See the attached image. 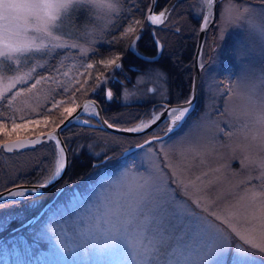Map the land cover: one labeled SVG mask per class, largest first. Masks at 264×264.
<instances>
[{"label":"rangeland","instance_id":"obj_1","mask_svg":"<svg viewBox=\"0 0 264 264\" xmlns=\"http://www.w3.org/2000/svg\"><path fill=\"white\" fill-rule=\"evenodd\" d=\"M181 1L178 6L173 7L175 3L172 6L171 22L166 21L159 27L147 23L140 29L141 36L147 35L151 41L158 39L166 45L161 59L170 58L169 64H161L162 68L156 64L147 65L140 71H134L132 85L125 84L120 88L122 95L116 94L118 101L106 104L109 100L105 98L100 108L103 113L112 116L107 120L116 128L138 126L142 120L147 122L154 107L145 108L142 116H135V119L131 115L134 108L161 101L160 95L154 96L146 89L153 88L165 93L167 102L172 106L182 103L191 97L195 66L199 73L194 102L183 124L153 144L149 153L136 149L129 157H123L122 152L146 138L162 136L164 121L149 128L147 134L141 132L134 135L104 132L92 129L93 126L72 128L83 124L78 120L88 118L96 121L95 117H88L87 113L92 108L89 103L86 104L89 109L85 112L83 108L84 112L69 129L77 135L70 143L72 146L68 153L71 158L79 157V163L84 162L87 167L72 174L65 171L51 186V191L56 195L63 188L76 184L93 169L104 167V170L90 177L80 187L82 190L72 196L65 194L59 198L63 190L58 193L52 201L59 198V203L48 208L38 224L27 231L19 228L18 231L23 230L24 238H16L10 243L0 242V264H123L124 258L113 252L82 248L81 233L103 224L107 214L124 196L120 182L134 183L138 169L143 172L139 162L144 160V167H148L149 158L160 170V175L168 180L169 190L177 201L183 202L194 214L207 217L229 236L231 247L223 255L222 264H264V253L246 246L231 232L230 229L236 224L221 223L224 219L222 210L235 206L236 223L240 230L256 235L262 230L254 209L247 202L240 201L239 197L246 189L260 191V161L264 160V140L261 139L264 129L254 119L262 101L259 93L253 94L250 86L251 83L259 85L260 79L264 78V36L259 31L264 26V0H215L214 18L211 12L205 10L211 19L203 30L200 54L195 62V48L188 55L185 48L188 42L195 41L196 44L204 9L200 0ZM148 7L149 0H119L117 11L98 20L93 19L87 9L77 7L70 10L54 31L62 44L76 42L83 45L87 49L86 56L80 57L79 48H58L46 55L44 52L26 53L28 59L22 56L17 62L0 61V75L22 77L29 82L28 87L40 75H57L69 90H77L72 95H56L61 92L58 85L53 87L50 81H41L31 93L24 92L0 116V143L50 132L60 120L70 116L64 112V108L77 110L84 100L96 98L94 87L102 95L112 70L104 69V77L109 71L110 76L106 77V83H100L95 80L99 67L94 71L89 70L93 71V75L85 76L82 75L85 68L80 65L85 61L99 65L100 60L119 54L127 58L135 56V51L129 50L130 40L123 38V33L129 23L146 19ZM80 10H84L81 13L83 21L74 26V18ZM33 29L31 20L26 24L18 20H0V45L5 42L21 45L29 43L36 36ZM141 42L147 43V40L142 37ZM20 62L26 65L22 70L7 71L9 67L19 68ZM33 67L36 72L32 71ZM153 68L161 69L165 77L161 79L156 76L151 71ZM170 68L171 77L168 78ZM56 69L68 71L69 76L60 75ZM83 80L87 83H80ZM17 87L22 89L20 85ZM50 88L53 89L51 92ZM53 96L55 101H52ZM53 103H57L58 107H53ZM30 117L40 123H28L26 128L13 130L14 121L26 123ZM95 123L100 127V123ZM51 144L55 147L54 143ZM40 147L42 145L38 144L32 149L13 153H5L0 149V189L47 183L55 176L54 167H47L50 157L45 152L36 151ZM116 161L117 168H108ZM91 162L97 164L91 165ZM106 168L109 170L106 171ZM38 196L0 209V241L9 236L4 233L7 230L5 227L37 214L42 200ZM216 216L220 219H216ZM46 226L60 234V244L40 238V232ZM172 233L175 242V236L181 233L190 235V226L182 219H174ZM48 234L51 235V232ZM237 247L244 248L245 253H237Z\"/></svg>","mask_w":264,"mask_h":264},{"label":"snow or ice","instance_id":"obj_2","mask_svg":"<svg viewBox=\"0 0 264 264\" xmlns=\"http://www.w3.org/2000/svg\"><path fill=\"white\" fill-rule=\"evenodd\" d=\"M200 2L202 8L210 12L213 0H200ZM118 5L119 0H112L108 7L112 11H117ZM77 7H79L78 4L69 3L68 0H0V20H18L25 24L31 20L34 25L33 31L36 34L35 38L26 44L5 42L0 45V61L17 62L20 61L22 56L28 59L25 56L26 53L44 52L46 55L58 48H79L80 57L86 56L87 49L83 45L76 42L62 44L59 42L60 37L54 31L61 18ZM153 13L154 6L149 10L145 20H135L129 23L124 30L123 38L130 40L129 50H136V41L140 36V29L144 25L149 22L152 25L163 24L167 20L168 10L161 11L159 14ZM210 19V15L205 14L203 16L204 25H207ZM259 31L264 36V26ZM120 61V55H115L107 60H100L99 65L85 61L80 65V67L85 68L82 75H93V71L99 67V74L95 75V80L106 83L107 78L104 77V69H120ZM25 66L23 62H20L19 68L9 67L7 71L17 72ZM32 71L36 72L37 70L33 67ZM56 71L64 77L69 76L68 71L62 69H56ZM151 71L161 79L166 75L159 68H153ZM72 79H75V77H72ZM41 81H50L53 87L58 85L61 92H57L56 95H72L77 91L76 89L69 90L57 75H49L48 77L40 75V78L32 83L31 87H28L29 82L22 77L9 78L0 75V89H6V91H0V116H2L5 108L13 106V102L17 97L23 95L24 92L31 93ZM80 83L86 84L87 81L83 80ZM18 85L22 86V89L18 88ZM250 86L253 94L258 92L262 101L254 119L264 129V78L260 79L259 85L251 83ZM52 90V88L49 89L50 92ZM95 90L94 87L93 91ZM146 92L153 93L154 96L158 94L161 97L160 107L153 106L154 111L147 117V122L142 120L135 127L116 128L114 124L104 120V125L108 128H114L118 132H143L147 134L149 128L158 125L163 120L164 132L167 135L183 124L194 102L193 98L190 97L184 102L172 106L167 102L165 93L153 88L146 89ZM104 95L109 101L114 98L111 90L104 93ZM52 101H55V96L52 97ZM89 105L92 111L87 113L88 117H95L96 122H98L100 112L95 101H89ZM89 105L84 106L85 111H87ZM53 107H58V104L53 103ZM74 111L75 108H64V112L68 115H71ZM21 119H24L23 116H21ZM64 119H67V117ZM64 119L56 124V128L64 123ZM78 122L89 127L93 126V121L88 118L78 120ZM13 123V130L15 131L17 128H26L28 123L39 124L40 121L30 117L26 123H16L15 121ZM58 135L53 129V133L48 134L43 141L17 140L12 143H5L0 147L3 151L11 153L14 150L19 151L24 148L35 147L37 144L42 145L36 151L45 152L50 157L47 167H54L53 175L59 177L66 167V148L57 139ZM261 139L264 140V133H262ZM52 140H56L55 147L49 144V141ZM161 140L160 135H153L151 139L144 140L137 147L147 154L152 151L153 144ZM144 163V160L139 162V168H143V172L138 169L134 183L120 182L121 188L124 189V196L115 208L107 214L103 224L93 230H85L81 233L80 246L86 250L113 252L124 258L123 264H222L223 255L231 247L229 236L209 221L207 217L194 214L184 206L183 202L177 201L169 190L168 180L160 175V170L153 165L150 158L148 159V167H144ZM260 168L261 175L258 177L260 191L246 189L239 200L247 202L254 209V215H258L261 221V232L256 235L249 231L240 230L238 223H236L237 212L234 210L235 206H229L222 210L224 219L221 220V223L236 224L235 227L230 229L231 232L238 236L246 246L264 253V160L260 161ZM46 186L45 183H38L30 190L24 189L22 185L2 188L0 189V209L6 205L18 204L29 191H37ZM209 214L212 215L211 212ZM174 219H182L190 226V235L189 233H181L175 236V242L172 233ZM216 219H220V217L216 216ZM49 232H51V235L48 234ZM40 238L53 241L56 244L61 243L60 234L54 228L47 226L40 232ZM236 252L243 255L245 249L237 247Z\"/></svg>","mask_w":264,"mask_h":264},{"label":"flooded vegetation","instance_id":"obj_3","mask_svg":"<svg viewBox=\"0 0 264 264\" xmlns=\"http://www.w3.org/2000/svg\"><path fill=\"white\" fill-rule=\"evenodd\" d=\"M162 3H163V0H161L159 2V4H157L154 7V13L153 14H157L163 8V6L165 4H162ZM173 11H174V8L172 7L171 10L168 12V17H167L166 21H170L171 22V15L173 14ZM144 46H148V44L144 43V44H142L140 46L136 45L135 56H131V57H128V58L127 57H121V61H120L121 68L120 69H111L112 70V75H111V79L112 80H110V78H109L108 82L105 84V86L102 89V95H101L100 90H96L97 93L96 92L95 93L97 94L96 98L98 99V101H95V103H96V105L98 106V108L100 110V113L102 115L103 120H107L109 118L108 115L102 114L103 112L101 111V108L98 105L99 103L101 105H104L102 103L103 101H105V98H106L104 96V93H106L107 91L111 90L113 92V94H114V98L112 100H110L109 102L106 101V104H110L113 101L117 102L118 99H117L116 96L117 95L121 96L122 93H123V92L120 93V88L125 86V84L127 86L132 85L131 76H133L132 74H134V71H140L139 70V66H141L140 63H143V67H145L147 65H154V64L158 63L161 60V57L156 62H148L147 60H144L145 58L152 59V58L156 57V55L158 53L156 51V54L154 55L153 51H151L149 55H146L145 53H147V52L143 48H141V47H144ZM194 48H195V41L194 42H188L187 43V47L185 48V53L187 55H188V53H192L194 51ZM167 64H169V60H167ZM114 72H115V74H114ZM108 73H109L108 76H110V71ZM108 76H106V77H108ZM117 93H119V94H117ZM101 96H103V97L101 98ZM106 100H107V98H106ZM90 101H94V100H90ZM154 105L156 107H159V105H161V101H154V102L146 103L144 105V107L141 106L140 108H137V109L135 107L134 110H133L134 113H131L132 118L135 119V116H137V118L141 117L142 116V112H143V110L145 108L150 107V106H154ZM93 121H94V124H93V128L92 129L100 130L99 127H98V124L95 123L96 121L95 120H93ZM86 126L84 124H77V125H75V127H72V128H78V127L79 128H83V127L90 128L89 126H87V127ZM85 128H83V129H85ZM151 130H150V132H151ZM71 133H72V138H71L70 143H72L74 141V138L77 135L75 132H71ZM70 147H71V145L68 146L67 148L69 149ZM67 157H68V164H67V167H68L69 162H71V155H69L68 152H67ZM100 162L98 161V163H100ZM94 164H97V162H91V165H94ZM66 170H67V168H66ZM62 190H64V188ZM62 190L58 191V193H60ZM58 193L56 195H58ZM56 195H54L52 193L51 188L48 191H45L44 193H41L38 196L40 198L42 197V200H41L40 209L38 210L37 214L35 216H33V217H31V216L27 217L25 220L21 221L18 224H14V225H10L8 227H5L7 230L6 231L4 230L5 231L4 233L5 234L8 233L9 234V236H8L9 238H24L25 234H24L23 230L27 231V229L29 230L32 226H34L36 224L38 218L41 217L43 215V213H45V211L48 210V208L52 207L51 206L52 202H53L52 200L56 197ZM36 196L37 195H34L33 193H28L25 198L28 199L29 197H36ZM19 228H24V229L23 230L20 229L21 231H18Z\"/></svg>","mask_w":264,"mask_h":264},{"label":"water","instance_id":"obj_4","mask_svg":"<svg viewBox=\"0 0 264 264\" xmlns=\"http://www.w3.org/2000/svg\"><path fill=\"white\" fill-rule=\"evenodd\" d=\"M155 1L156 0H149V7H148V10L146 12V16L145 18L148 16L149 14V10L154 6L155 4ZM177 0H169L165 6L157 13L159 14L161 11H165V10H168L170 9V7L173 6V4L176 2ZM214 8H215V0H213V5H212V8L210 10L211 12V17L214 18ZM207 12L205 10H203V16L206 14ZM203 16H202V21H201V24L199 26V31H198V34H197V40H196V44H195V53H194V62L197 60V58L199 57V54H200V48H201V44H202V41H203V30L205 28L206 25H204L203 23ZM148 25L152 26V27H159L161 24H158V25H152L150 22L148 23ZM198 67H195L194 66V71H193V78H192V87H191V98H193V95H194V90H195V85H196V82H197V78H198ZM89 101H83L82 104L79 106V108L77 110H75V112H73L70 116L67 117V119H64V123L60 125L59 128H54L55 129V132L59 134V131L64 128L65 126H67L68 124L70 123H73L75 118L81 113V110L84 108V106L86 104H88ZM98 123H100V128L108 131V132H111V133H114V134H120V135H134V134H141V133H126V132H118L116 131L114 128H108L106 125H104L103 121L99 118V121ZM53 133V130H51L50 132H46L42 135H37V136H34L32 138H17V139H13V140H9V141H6V142H2L0 143V146L4 145L5 143H12L14 141H37V140H40V141H43L46 139L47 135L48 134H52ZM165 136V132L162 134L161 137H164ZM57 139L61 142L60 140V136L58 135ZM151 139V138H149ZM52 142L54 144H56V140H52ZM144 142V141H143ZM142 142V143H143ZM140 143V144H142ZM38 145V144H37ZM36 146V145H35ZM138 145L136 146H133L131 147L130 149H127L126 151L122 152L121 156H125L126 154L136 150V149H139L137 147ZM34 147H29V148H24V149H21L19 151H22V150H26V149H32ZM0 149H2V147H0ZM3 151V149H2ZM16 151V150H14ZM5 152V151H3ZM17 152V151H16ZM5 153H9V152H5ZM66 156V166H67V153L65 154ZM65 170H66V167H65ZM65 170L61 173V175L59 177L57 176H53L51 178V180H49V182L45 183L47 186L43 189H39L37 191H29L28 193H33L34 195H40L41 193H44L48 188H50L53 184H55L63 175V173L65 172ZM24 187V189L26 190H30L33 188L34 185H22ZM14 187V186H13ZM12 188V187H11Z\"/></svg>","mask_w":264,"mask_h":264},{"label":"trees","instance_id":"obj_5","mask_svg":"<svg viewBox=\"0 0 264 264\" xmlns=\"http://www.w3.org/2000/svg\"><path fill=\"white\" fill-rule=\"evenodd\" d=\"M158 2H157V4H159V2L161 1V0H157ZM165 1H167V0H163V3L162 4H165L166 2ZM184 1V0H183ZM182 1L181 0H177L176 2H175V4H174V6L173 7H175V6H178V4H180ZM156 4V5H157ZM84 12V10H80L78 13H77V15H76V17L74 18V21H73V25L74 26H76V25H80L81 23H82V14L81 13H83ZM139 15H141L140 13H139ZM142 37H143V39L144 40H147V44H148V46H144V47H141V48H143L147 53H145L146 55H149L150 54V52L151 51H153V54L155 55L156 54V51H157V47H156V42L161 46V48H162V52L163 51H166V45H164V43L162 42V41H160V40H156L155 39V42H153V41H151L150 40V38H148V36L147 35H145V36H139V38L137 39V41H136V45L138 46H140V45H142V44H144V43H142L141 42V40H142ZM162 52H161V54H162ZM129 54H130V52H128ZM121 57H125V56H123V55H121V54H119ZM161 57V56H160ZM167 60H171L170 58H168V59H164L163 61H162V59L158 62V63H156V65H160V68H162L161 67V64H164V63H166L167 64ZM141 64H143V63H140V65ZM48 66V65H47ZM138 68V67H137ZM144 67H143V65H141V66H139V70H141V69H143ZM108 74L109 73H107L106 74V76H108ZM114 74H115V72H114ZM168 77H171V68L169 69V72H168ZM110 80H112L111 78H110ZM97 93V91H94V93ZM95 93V94H96ZM96 96H97V94H96ZM87 100H94V101H98V99L97 98H92V99H87ZM84 101H86V100H84ZM99 105V107H100V103L98 104ZM101 111H102V109H101ZM102 114H104L105 115V113H102ZM107 115V114H106ZM108 117H112V116H108ZM59 122V121H58ZM73 125H68V128L67 129H64V130H61V133H60V135H61V138H62V141H63V143H64V145H65V147H66V149H67V152H69L70 153V150L67 148L68 146H69V144H70V141H71V138H72V133H71V131L69 130L71 127H72ZM54 127V126H53ZM56 127V126H55ZM54 127V128H55ZM67 127V126H66ZM53 130V129H52ZM52 142H49V144H51ZM52 145V144H51ZM72 146V145H71ZM68 153V154H69ZM79 157L76 159V158H71V162H69V165H68V167H67V170H66V172L68 173V174H72V173H77L78 171H80V169L81 168H83V167H87L86 166V164L84 163V162H81L82 164L80 165V163H79ZM101 161H102V159H101ZM116 164H113V165H111V167H108V168H113V169H115V168H117V166H118V163H117V161L115 162ZM104 170V167H99V168H95V169H93L90 173H88L86 176H84V177H81L79 180H78V182L76 183V184H74V185H72V186H68L67 188H65L66 190H68V191H71L72 189H80V187L85 183V182H87L88 181V179L90 178V177H95V176H97V175H99L100 173H101V171H103ZM107 170H109V169H107L106 168V171ZM106 171H104V172H106ZM71 172V173H70ZM64 189V190H65ZM62 193V192H61ZM60 193V194H61ZM65 195H60L59 196V198H61V197H64ZM59 198L56 200V201H54V202H52V204L54 203V205H55V202L57 203L58 201H59ZM26 200V198H21V202H24Z\"/></svg>","mask_w":264,"mask_h":264},{"label":"clouds","instance_id":"obj_6","mask_svg":"<svg viewBox=\"0 0 264 264\" xmlns=\"http://www.w3.org/2000/svg\"><path fill=\"white\" fill-rule=\"evenodd\" d=\"M68 2L78 4L80 8L89 10L93 19L97 20L114 12L108 7L112 0H68Z\"/></svg>","mask_w":264,"mask_h":264},{"label":"bare ground","instance_id":"obj_7","mask_svg":"<svg viewBox=\"0 0 264 264\" xmlns=\"http://www.w3.org/2000/svg\"><path fill=\"white\" fill-rule=\"evenodd\" d=\"M156 3L154 4V5H156L157 4V0L155 1ZM171 10V7H170V9H169V11ZM168 11V12H169ZM156 47H157V55H156V57H154V58H152V59H144V60H147L148 62H156L159 58H160V56H161V52H162V48H161V46L156 42ZM87 102L88 101H90V100H86ZM98 107V106H97ZM88 109H89V107H88ZM84 111H85V108L83 109ZM83 110H81V113L79 114V115H81L82 114V112H84ZM98 111L100 112V110H99V108H98ZM86 112V111H85ZM78 115V116H79ZM77 116V117H78ZM77 117L75 118V119H77ZM99 118L102 120V121H104L103 120V118H102V115H101V113H100V115H99ZM68 125H72V123H70V124H68ZM67 125V126H68ZM66 127V126H65ZM64 127V128H65ZM64 128H62L61 130H63ZM99 129L100 130H102V131H104V132H108V131H106V130H104V129H102V128H100L99 127ZM61 130L59 131V136H60V140H61V143L64 145V143H63V141H62V139H61V135H60V132H61ZM49 142H52V141H49ZM53 143V142H52ZM65 146V145H64ZM66 148V147H65ZM13 152H16V151H13ZM13 152H11V153H13ZM66 153H67V150H66ZM123 157H128L127 156V154L125 155V156H123ZM67 164H68V157H67ZM66 168H67V166H66ZM66 171V170H65ZM51 188V187H50ZM50 188H48L46 191H48Z\"/></svg>","mask_w":264,"mask_h":264}]
</instances>
